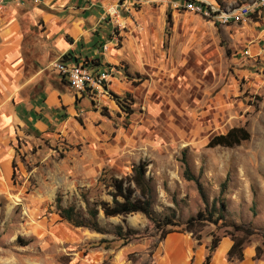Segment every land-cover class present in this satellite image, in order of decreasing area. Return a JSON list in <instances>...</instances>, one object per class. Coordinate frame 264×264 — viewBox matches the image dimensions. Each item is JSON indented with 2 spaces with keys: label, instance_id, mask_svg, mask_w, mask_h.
<instances>
[{
  "label": "rangeland",
  "instance_id": "1",
  "mask_svg": "<svg viewBox=\"0 0 264 264\" xmlns=\"http://www.w3.org/2000/svg\"><path fill=\"white\" fill-rule=\"evenodd\" d=\"M182 1L126 0L128 10L117 9L115 49L121 48L122 60L113 81L129 86L117 96L127 114L111 98L83 99L65 121L42 132L23 128L12 143L10 186L0 193V264H152L161 240L140 214L98 215L105 229L123 220L140 234L121 246L110 235L60 221L54 204L58 196L61 207L83 211L80 196L89 203L109 202L100 175L127 176L138 162L146 165L156 218L172 224L164 231L189 234L198 242L242 238L243 249L253 246V260H264V9L223 26L184 10ZM197 1L222 10L251 7L255 0ZM115 2L105 0L103 8ZM21 26L24 45L35 44L38 28L25 21ZM101 26L95 42L108 44L110 26ZM51 61L39 59V65ZM30 67L26 59L24 76ZM42 74L60 86L54 73ZM244 125L248 141L206 147L210 137ZM219 201L221 220L214 215ZM198 214L202 221L186 224ZM232 226H249L254 234L245 236ZM101 239L110 241L107 250L93 247Z\"/></svg>",
  "mask_w": 264,
  "mask_h": 264
},
{
  "label": "crops",
  "instance_id": "2",
  "mask_svg": "<svg viewBox=\"0 0 264 264\" xmlns=\"http://www.w3.org/2000/svg\"><path fill=\"white\" fill-rule=\"evenodd\" d=\"M11 2L14 6L7 5ZM1 3L0 193L10 186L14 156L12 143L22 134L21 130L31 128L42 132L74 114L83 99H87L89 103L92 101L87 92L71 94L66 89V83L59 78L60 86L53 87L42 74L43 70L64 54H70V61H66L69 64L97 61V66H84L90 73L112 68L114 74H117L118 70L114 67L122 60L118 57L121 48L115 49L110 43L95 42L98 26L109 29L108 25L101 21L102 15L105 14V0H1ZM19 5L23 9L18 13L16 7ZM127 10L128 6L124 11ZM60 11L67 13L60 16ZM22 21L27 22L33 29L38 28L34 36L35 44L24 45ZM107 38L109 40V30ZM103 44H106L109 50L101 58L99 50ZM253 51V55H257L258 52ZM26 59L31 64V70L29 75L24 76L23 66ZM39 59L53 61L40 67ZM136 59L140 61L138 54ZM102 64L105 66L101 67ZM113 78L107 86L108 96L102 97L103 99L111 98L109 93L121 96L129 87L125 80L114 82ZM110 101L114 106L113 100ZM209 243L210 240L206 239L198 242L189 234L168 233L158 243L152 256V264H204ZM231 245L229 238L219 239L209 254L207 264H264V260H253V246L242 249L241 261L228 262L226 253Z\"/></svg>",
  "mask_w": 264,
  "mask_h": 264
},
{
  "label": "trees",
  "instance_id": "3",
  "mask_svg": "<svg viewBox=\"0 0 264 264\" xmlns=\"http://www.w3.org/2000/svg\"><path fill=\"white\" fill-rule=\"evenodd\" d=\"M166 23L169 24L170 16L165 14ZM70 54H64L59 60L64 63L70 61ZM32 63V62H31ZM84 66L94 67L99 65L97 61L83 62ZM31 66V64H30ZM62 82H65L63 78L57 76ZM66 83V82H65ZM67 85V84H66ZM111 99L115 105L125 114L124 107L121 103V100L109 93ZM249 139V132L246 129L245 125L242 127L231 128L227 130L224 134L215 135L210 137L207 142L206 147H223V148H232L239 146L242 142H246ZM13 165V164H12ZM146 170V165L143 162H138L136 165H133L130 168V174L121 178H113L111 176L105 177L102 174L98 178V183L103 185L108 191L106 196L109 197V202L103 200H94L88 202L84 196H80L81 201L84 205L83 211L75 209L74 206L69 205L66 207L60 206L59 197L56 196L54 199L56 215L60 221L65 222L72 228L83 229L88 232H92L99 235H110L114 239L121 242V246H125L132 240L139 239L140 234L128 227L123 220H121L119 225H113L110 229H105L101 227L98 223V215L101 214L103 219L110 218H124L125 216L132 214H140L144 217L148 224H150L155 232L159 233L158 240H161L169 232L164 231V227L171 226L170 221L160 223L155 216V213L152 210V196L153 190L149 184V181L144 178ZM190 179V178H189ZM198 190L200 188L198 186ZM201 193V191H200ZM202 197V196H201ZM219 209L214 212V215L218 217L219 220L222 219L224 204L222 201H219ZM203 218L198 214L196 219H190L186 224L193 225L196 221H202ZM232 229L235 232H240L245 236H251L254 234L250 230L249 226L243 228L241 226H232ZM188 231L189 228H188ZM232 245L226 253V260L231 262L233 260L241 261L242 255L241 251L243 249V244L245 240L242 238H234L230 236ZM216 239H211L210 244L207 248V255L204 258V264H207L209 254L214 250L217 245ZM110 241L107 240H98L93 243V247H100L104 250L108 249ZM27 245V242H23L21 246ZM257 259V255L254 257Z\"/></svg>",
  "mask_w": 264,
  "mask_h": 264
},
{
  "label": "built area",
  "instance_id": "4",
  "mask_svg": "<svg viewBox=\"0 0 264 264\" xmlns=\"http://www.w3.org/2000/svg\"><path fill=\"white\" fill-rule=\"evenodd\" d=\"M17 1V0H16ZM126 0H116L115 4L104 10L105 14L102 15L101 21L110 26L109 41L113 48H116L119 43L120 25L118 23L117 9H125ZM132 2L133 0H129ZM157 3H166L167 0H155ZM0 0V10L2 8ZM177 9L178 6H174ZM182 7L184 10L203 16L205 19L215 22L219 25L226 26L228 24H237L242 22L244 18L259 9H264V0H255L251 7L247 6H227L225 9H214L207 4H203L197 0H183ZM107 51V45L100 46L99 55L104 57ZM247 54V52H245ZM47 70L54 73L56 76L63 78L68 88L75 93L80 94L87 92L91 95L92 100H97L107 96V86L109 85L115 71L112 68L96 71L94 73L88 72L84 64H69L67 62H60L56 60L49 64Z\"/></svg>",
  "mask_w": 264,
  "mask_h": 264
}]
</instances>
